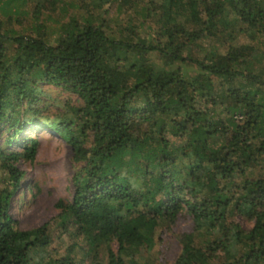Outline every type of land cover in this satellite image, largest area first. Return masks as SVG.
<instances>
[{"label":"trees","instance_id":"1","mask_svg":"<svg viewBox=\"0 0 264 264\" xmlns=\"http://www.w3.org/2000/svg\"><path fill=\"white\" fill-rule=\"evenodd\" d=\"M148 2L146 35L130 26L115 37L104 20L72 19L49 44L41 25L33 35L0 21V137L12 129L4 143L21 146L0 148L7 174L0 183V264H79L70 254L47 257L48 223L21 229L9 212L23 174L14 161L36 151V141L21 133L41 85L78 99L42 124L81 163L72 200L57 203L63 231L79 237L80 248L95 255L104 243L105 264H130L127 257L154 247L159 222L184 209L195 231L215 238L197 246L192 233L183 234L172 264H264V75L244 67L264 49L255 55L253 45L228 43L201 57L185 53L225 32L254 42L264 33V0ZM221 80L229 81L226 89ZM256 166L257 176L249 177ZM230 214L252 220V227Z\"/></svg>","mask_w":264,"mask_h":264},{"label":"rangeland","instance_id":"2","mask_svg":"<svg viewBox=\"0 0 264 264\" xmlns=\"http://www.w3.org/2000/svg\"><path fill=\"white\" fill-rule=\"evenodd\" d=\"M4 1L0 0V21L4 23V28L11 27L20 33L36 35V27L41 25L44 40L49 44L56 43L62 34V26L72 19L78 22L89 18H94L97 22L104 20L107 33L115 37L127 35L126 27L130 26L141 35H146L147 26L146 24L144 27L141 26V22H150L144 17L142 9L149 4V0H129L126 4H122L121 0H107L101 5L94 0H11L6 4L3 3ZM228 43L234 46L253 45V53L257 50L263 51L264 33L254 42L242 32L235 31L233 38L226 32L221 33L216 38L209 37L198 41L185 53L201 57L202 52L211 46H218L219 50L223 51ZM151 56L155 62L161 63L155 55ZM259 59L249 56L244 67L264 75V57ZM186 69L195 68L188 66ZM217 84H221V89H226L230 83L221 80ZM67 103L77 104L76 95L54 86L41 85L40 93L33 103L34 112L30 113V110H26V114L32 115V120L26 124L21 134L36 141V151L32 159L19 156L14 161V166L23 174L18 189L11 197L9 212L21 229H30L48 223L49 243L45 249L47 257L61 258L70 254L79 264H105L106 245L102 243L95 255L85 252L79 246L82 243L79 237L74 233L63 231L59 216L60 208L57 203L72 200L73 177L81 163L73 159L71 146L42 123H47L63 112L66 113ZM11 131L12 129L6 130L0 137V148L5 153L21 150L20 145L4 143L5 137ZM259 171L260 167L256 166L247 170L246 174L255 177ZM5 177H7L5 169L0 166V183ZM229 220L235 221L246 230L253 224L252 220H247L239 214H230ZM194 225L191 214L184 209L179 210L173 221L165 219L159 222L154 235L155 245L151 250L142 247L139 252L127 257L126 262L172 264L181 251L183 234L192 233L197 246H203L215 238L213 234L195 231ZM109 246L115 251L116 241H110ZM212 264H221V262L215 261Z\"/></svg>","mask_w":264,"mask_h":264}]
</instances>
